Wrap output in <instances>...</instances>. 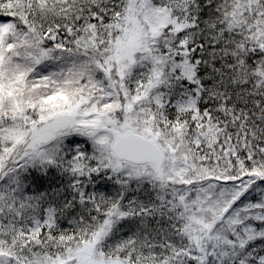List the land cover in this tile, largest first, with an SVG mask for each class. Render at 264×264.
<instances>
[{
    "label": "snow or ice",
    "instance_id": "obj_1",
    "mask_svg": "<svg viewBox=\"0 0 264 264\" xmlns=\"http://www.w3.org/2000/svg\"><path fill=\"white\" fill-rule=\"evenodd\" d=\"M0 264H264V0H0Z\"/></svg>",
    "mask_w": 264,
    "mask_h": 264
}]
</instances>
